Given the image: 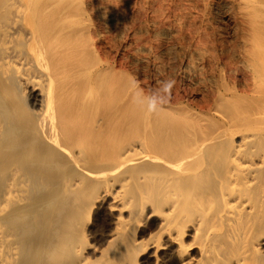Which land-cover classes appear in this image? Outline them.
Masks as SVG:
<instances>
[{
	"label": "bare ground",
	"instance_id": "6f19581e",
	"mask_svg": "<svg viewBox=\"0 0 264 264\" xmlns=\"http://www.w3.org/2000/svg\"><path fill=\"white\" fill-rule=\"evenodd\" d=\"M92 1L0 0V264H264V0L207 117L95 52Z\"/></svg>",
	"mask_w": 264,
	"mask_h": 264
},
{
	"label": "rangeland",
	"instance_id": "374dc122",
	"mask_svg": "<svg viewBox=\"0 0 264 264\" xmlns=\"http://www.w3.org/2000/svg\"><path fill=\"white\" fill-rule=\"evenodd\" d=\"M91 6L95 52L150 101L207 117L217 105L221 78L243 86L246 35L238 0H93ZM214 12L217 18L211 22Z\"/></svg>",
	"mask_w": 264,
	"mask_h": 264
}]
</instances>
